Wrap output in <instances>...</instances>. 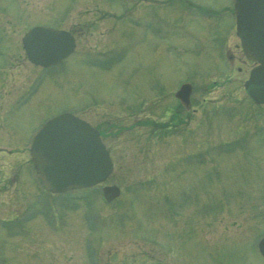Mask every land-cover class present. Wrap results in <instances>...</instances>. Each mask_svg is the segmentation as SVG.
Instances as JSON below:
<instances>
[{"label": "rangeland", "instance_id": "rangeland-1", "mask_svg": "<svg viewBox=\"0 0 264 264\" xmlns=\"http://www.w3.org/2000/svg\"><path fill=\"white\" fill-rule=\"evenodd\" d=\"M116 1L0 0V216L27 209L35 217L17 227L13 256L1 264H264V118L255 124L244 90L253 63L240 47L230 0H190L188 8L174 1L153 8L164 22L150 25L112 22L125 18L109 15ZM130 1L139 9L154 2ZM200 4L220 17L206 19ZM34 24L72 29L74 55L48 70L34 67L22 48ZM108 45L118 46L110 68L84 61ZM185 81L194 86L188 121L175 96ZM32 82L39 89L31 106L11 122L13 103ZM170 106L178 125L153 131L143 123L156 112L164 124ZM65 110L115 131L104 139L116 165L103 184L122 189L112 202L103 184L43 189L24 143Z\"/></svg>", "mask_w": 264, "mask_h": 264}, {"label": "water", "instance_id": "water-1", "mask_svg": "<svg viewBox=\"0 0 264 264\" xmlns=\"http://www.w3.org/2000/svg\"><path fill=\"white\" fill-rule=\"evenodd\" d=\"M237 35L247 58L256 62L245 82L248 94L264 103V0H233ZM29 59L44 66L69 55L73 36L63 30L35 26L23 38ZM191 83H184L176 96L190 106ZM31 156L42 185L53 192L90 186L105 180L113 170V161L91 123L71 112L50 118L37 132ZM108 200L120 194L117 185H106ZM264 254V238L259 243Z\"/></svg>", "mask_w": 264, "mask_h": 264}, {"label": "flooded vegetation", "instance_id": "flooded-vegetation-1", "mask_svg": "<svg viewBox=\"0 0 264 264\" xmlns=\"http://www.w3.org/2000/svg\"><path fill=\"white\" fill-rule=\"evenodd\" d=\"M146 1H148V0H146ZM153 1L154 2L151 5L156 7V1L155 0H153ZM157 1H158L157 2L158 9H161V10L163 9V11L167 10V7H170L174 1L178 2V0H157ZM180 1L181 2L185 1L186 3L189 4V0H180ZM152 6L150 7V9H152ZM177 15H178L177 11H173L172 16L177 17ZM172 16H170V18ZM158 19L161 21V19L159 17H158ZM229 57H230V59L233 58L232 55H229ZM155 84L156 85H152V86H153L154 90L157 92V82H155ZM33 99H34V91H33V82H32L30 85H27V87L25 88V91L18 97L17 101H15L13 103L12 110L10 111V114H14L16 117L11 116L12 118L15 119V121L14 120H10V121L16 122V118H17L16 113L19 111L23 112V109H28V106L29 107L31 106ZM252 102H253L252 104H254V107H255V109H253L254 113L252 115L256 118L255 124H257V118L259 116H260V118H262V117L264 118V112H262V111H264V103H256L253 100H252ZM40 103H43V102H38L37 104L40 105ZM138 108L139 109L134 113L141 114L142 109L140 106H138ZM154 114L156 117H155V120H153L152 124L155 126V128L157 130H160L163 124L161 122H157V113L155 112ZM187 119L188 118H186V120ZM106 127L108 128L107 130H104V128L102 126L99 128V130H100L102 137L107 141L109 136L113 135L112 133L114 132V130H111L112 133H110V131H109L110 127H108V126H106ZM111 128L116 129L118 127L113 126ZM262 128H264V127H262ZM15 135H16V137H14V139L18 140L21 137L22 132L21 133L17 132ZM16 143H18V142L16 141ZM20 143H22V142H20ZM24 144L28 145L29 142H25ZM107 145H108V142H107ZM109 148L111 151L110 145H109ZM26 211H27V209H22L20 211H16L13 213L9 212L8 215H10V216H8V217L6 216L7 214H5V216H0V262L4 261L5 263H8L9 262L8 256L10 254L13 256V254H12V252L14 251L13 246H16V244H17V238L16 237H18V234H19V231L17 232V229H18L17 227L22 226L24 228L27 225L26 221L28 220L29 213ZM6 248H10V250H8ZM9 259H11V258H9ZM154 261L157 262V259H154Z\"/></svg>", "mask_w": 264, "mask_h": 264}]
</instances>
